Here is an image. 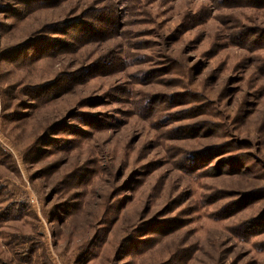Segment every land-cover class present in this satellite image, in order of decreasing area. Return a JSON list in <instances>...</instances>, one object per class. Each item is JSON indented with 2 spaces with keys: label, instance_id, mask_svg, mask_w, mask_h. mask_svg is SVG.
<instances>
[{
  "label": "rangeland",
  "instance_id": "rangeland-1",
  "mask_svg": "<svg viewBox=\"0 0 264 264\" xmlns=\"http://www.w3.org/2000/svg\"><path fill=\"white\" fill-rule=\"evenodd\" d=\"M0 262L264 264V0H0Z\"/></svg>",
  "mask_w": 264,
  "mask_h": 264
},
{
  "label": "trees",
  "instance_id": "trees-1",
  "mask_svg": "<svg viewBox=\"0 0 264 264\" xmlns=\"http://www.w3.org/2000/svg\"><path fill=\"white\" fill-rule=\"evenodd\" d=\"M0 264H6V263H4V262H0Z\"/></svg>",
  "mask_w": 264,
  "mask_h": 264
}]
</instances>
